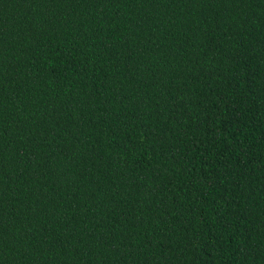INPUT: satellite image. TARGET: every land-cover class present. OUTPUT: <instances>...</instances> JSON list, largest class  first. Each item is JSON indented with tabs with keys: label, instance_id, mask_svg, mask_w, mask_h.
<instances>
[{
	"label": "trees",
	"instance_id": "trees-1",
	"mask_svg": "<svg viewBox=\"0 0 264 264\" xmlns=\"http://www.w3.org/2000/svg\"><path fill=\"white\" fill-rule=\"evenodd\" d=\"M0 264H264V0H0Z\"/></svg>",
	"mask_w": 264,
	"mask_h": 264
}]
</instances>
